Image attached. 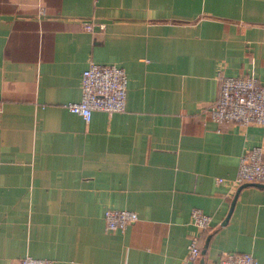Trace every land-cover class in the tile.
<instances>
[{
  "label": "crops",
  "instance_id": "crops-1",
  "mask_svg": "<svg viewBox=\"0 0 264 264\" xmlns=\"http://www.w3.org/2000/svg\"><path fill=\"white\" fill-rule=\"evenodd\" d=\"M90 60L124 67L126 98L86 121L65 102ZM251 71L264 83V0H0V264H178L195 232L193 264H264V185L231 182L264 123L205 110L218 72ZM107 207L137 218L107 229Z\"/></svg>",
  "mask_w": 264,
  "mask_h": 264
},
{
  "label": "built area",
  "instance_id": "built-area-1",
  "mask_svg": "<svg viewBox=\"0 0 264 264\" xmlns=\"http://www.w3.org/2000/svg\"><path fill=\"white\" fill-rule=\"evenodd\" d=\"M43 9L40 8L39 12ZM218 89L215 97L208 102L205 110L210 118L219 125L237 123H264V83L251 71L233 75L217 73ZM126 72L122 65L114 62H96L90 60L80 73V97L68 100L65 106L76 111L88 121L92 109L99 108L108 112L122 110L126 98ZM217 181L223 179L216 176ZM245 181L264 182V147L252 145L239 156L232 184ZM137 218V212L131 208L104 209V222L107 229H124ZM211 215L199 207L190 212L191 222L204 229L210 223ZM199 232L192 233L187 250L178 264H193L199 253ZM51 259L29 253L21 256L13 264H49ZM217 264H259L249 251L224 250Z\"/></svg>",
  "mask_w": 264,
  "mask_h": 264
},
{
  "label": "water",
  "instance_id": "water-1",
  "mask_svg": "<svg viewBox=\"0 0 264 264\" xmlns=\"http://www.w3.org/2000/svg\"><path fill=\"white\" fill-rule=\"evenodd\" d=\"M245 183H254V184H260V185H264V182H257V181H246V182H242V183H240L239 185H238V187L236 188V189H238L241 185H243V184H245ZM226 218H227V215H226V217L224 218V220H226Z\"/></svg>",
  "mask_w": 264,
  "mask_h": 264
}]
</instances>
